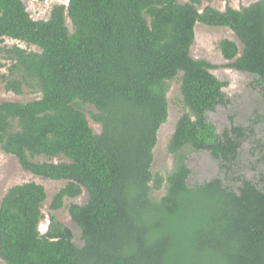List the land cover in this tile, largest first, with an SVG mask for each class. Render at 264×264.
<instances>
[{
	"label": "trees",
	"instance_id": "trees-1",
	"mask_svg": "<svg viewBox=\"0 0 264 264\" xmlns=\"http://www.w3.org/2000/svg\"><path fill=\"white\" fill-rule=\"evenodd\" d=\"M212 1L69 0L37 21L22 0H0V44L12 39L40 50L6 49L10 65L0 83L16 95L41 94L0 103V149L28 173L67 182L52 210L83 190L89 196L69 209L85 243L80 248L54 215L41 234L43 186L11 188L0 200L5 264H264V189L243 180L235 192L220 178L188 185L190 152L208 151L229 170L252 131L233 126L219 135L209 120L230 101L215 67L191 55L196 25L230 29L243 48L220 42L228 66L264 85V0L199 11ZM180 74L187 112L168 146L174 169L164 177L152 172L154 150ZM88 105L100 134L83 111ZM163 189L162 197L153 195Z\"/></svg>",
	"mask_w": 264,
	"mask_h": 264
},
{
	"label": "rangeland",
	"instance_id": "rangeland-1",
	"mask_svg": "<svg viewBox=\"0 0 264 264\" xmlns=\"http://www.w3.org/2000/svg\"><path fill=\"white\" fill-rule=\"evenodd\" d=\"M27 7L28 12L34 20H49L53 8L57 5H68L69 0H22ZM260 0H231L229 2L215 0L205 2L199 6L202 12L206 8L211 7L221 12L228 8L241 10ZM183 2V1H181ZM67 25L71 29V22L67 18ZM196 38L191 48V55L196 60H204L212 64L214 74L220 81L226 83L224 93L229 99L230 104L227 106H219L213 112L208 113L209 120L215 125L217 133H222L236 125L243 128L251 126L254 134L250 138L245 139L238 161L229 170L221 167V162L216 160L210 152L203 151L199 153L190 152L187 165L191 170L188 179V185L194 187L196 185L210 182L216 178H220L224 186L238 192L242 185V180H250L264 189V88H258L255 85L254 77L231 69L229 61H227L220 50V42L228 39L235 42L240 52L243 45L228 28L209 27L198 23L195 28ZM19 46L28 51H40L35 46H29L26 43L5 39L0 44V77L8 73L10 62L5 58L4 51L8 48ZM181 77L180 74L176 80L170 85L168 93V121L158 132V141L154 150V162L152 172L160 174L164 177L170 175L174 169V155H172L168 146L175 133L176 125L182 115L187 112L183 103L181 93ZM41 98L38 92H32L25 89L22 95H16L5 89V84L1 79L0 83V103L18 102L28 103ZM83 111L86 113L90 126L95 134L102 132L101 125L97 124L93 119L96 110L92 106H84ZM39 162H67L65 158L47 159L39 158ZM36 183L43 186L47 192V200L43 205L39 230L41 234H46L50 226L51 216H55L64 226L69 228L73 234V242L80 248L85 243L82 239L80 228L74 223L70 216V206L72 204L84 205L87 203L89 196L86 190L76 199H66L64 207L58 211L51 209L54 197L67 185V182L44 180L31 173L26 172L20 165L15 156L6 154L0 149V200L4 198L6 193L13 187L26 184ZM165 194L162 191H153L156 198H160ZM0 264H5L0 259Z\"/></svg>",
	"mask_w": 264,
	"mask_h": 264
},
{
	"label": "flooded vegetation",
	"instance_id": "flooded-vegetation-1",
	"mask_svg": "<svg viewBox=\"0 0 264 264\" xmlns=\"http://www.w3.org/2000/svg\"><path fill=\"white\" fill-rule=\"evenodd\" d=\"M232 69V68H231ZM235 70V69H234ZM238 71V70H237ZM240 72V71H239ZM241 73H243V72H241ZM245 74H249V73H245ZM249 75H251V74H249ZM251 76H253V75H251ZM254 77V82H255V85L258 87V88H264V85L263 86H258L257 85V83H256V77L255 76H253ZM229 100V99H228ZM229 104H230V102H229ZM233 126H236V125H233ZM233 126H231V128L233 127ZM237 127H240V126H237ZM231 128H229V129H231ZM243 128V127H242ZM229 129H227V130H229ZM244 129H247V130H252V131H250V133L248 132V137L246 138V139H248V138H250V136L251 135H253L254 134V130H253V128L251 127V126H249V127H247V128H244ZM226 131V130H225ZM224 131V132H225ZM223 132V133H224ZM222 133V134H223ZM243 143H244V141H243ZM243 143H242V146H243ZM241 149H242V147H241ZM241 149L239 150V155H240V152H241ZM239 155H238V158H239ZM238 158H237V160L235 161V164H236V162L238 161ZM243 180H246V179H243ZM242 180V181H243ZM248 181H250V180H248ZM252 182V181H251ZM254 183V182H253ZM255 184V183H254ZM257 185V184H256ZM263 185H264V181H263ZM259 187V186H258ZM260 188V187H259Z\"/></svg>",
	"mask_w": 264,
	"mask_h": 264
}]
</instances>
